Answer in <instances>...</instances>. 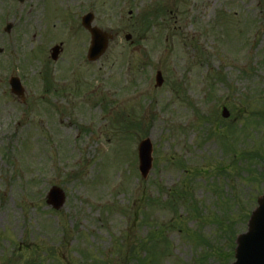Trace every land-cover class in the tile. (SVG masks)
Listing matches in <instances>:
<instances>
[{
  "label": "rangeland",
  "instance_id": "rangeland-1",
  "mask_svg": "<svg viewBox=\"0 0 264 264\" xmlns=\"http://www.w3.org/2000/svg\"><path fill=\"white\" fill-rule=\"evenodd\" d=\"M0 51V264L233 262L264 194V0H0Z\"/></svg>",
  "mask_w": 264,
  "mask_h": 264
},
{
  "label": "water",
  "instance_id": "water-1",
  "mask_svg": "<svg viewBox=\"0 0 264 264\" xmlns=\"http://www.w3.org/2000/svg\"><path fill=\"white\" fill-rule=\"evenodd\" d=\"M22 1V0H21ZM91 16L88 15L83 19V27L91 34V43L88 50L87 58L89 61H96L107 48L108 39L110 36L102 33L100 30L91 27ZM130 37L127 36L126 40ZM59 53L58 47L52 50V59L56 60ZM160 74L157 75L156 83L161 85ZM12 93L19 96L22 94V89L16 80L10 83ZM222 116L228 117L226 110H223ZM151 152L152 147L148 140L143 141L138 148L139 155V170L143 177L147 175L151 169ZM64 203V195L58 188H52L47 195V204L55 210L62 207ZM237 247L235 250V262L233 264H264V196L258 199V208L252 213L248 222L247 233L240 235L236 241Z\"/></svg>",
  "mask_w": 264,
  "mask_h": 264
}]
</instances>
